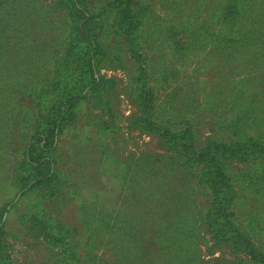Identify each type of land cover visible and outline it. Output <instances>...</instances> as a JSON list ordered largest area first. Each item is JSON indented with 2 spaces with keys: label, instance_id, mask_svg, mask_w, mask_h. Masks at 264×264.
Wrapping results in <instances>:
<instances>
[{
  "label": "rangeland",
  "instance_id": "1",
  "mask_svg": "<svg viewBox=\"0 0 264 264\" xmlns=\"http://www.w3.org/2000/svg\"><path fill=\"white\" fill-rule=\"evenodd\" d=\"M38 1L49 10L48 26L37 25L39 17L33 16L24 43L14 37L17 44L8 56L0 54V209L15 203L4 217L2 242L13 264H256L229 243H218L209 230L211 195L199 181L202 166L174 156L137 124L146 116L134 79L138 65L126 37L114 29L112 11L103 16L99 42L106 59L99 74L114 86L103 95H88L58 136L51 156L61 193L50 199L45 190L15 189L39 114L31 91L50 85L69 41L66 9L56 0ZM136 2L145 11L139 54L153 90L152 120L176 131L192 127L199 150L211 142L248 138L264 143V45L255 41L264 39V0H238L235 17L227 21L222 11L229 0ZM88 3L99 13L106 0ZM246 32L249 44L224 48L217 40ZM149 157L167 165L160 178L145 185L142 168ZM223 163L236 178L234 224L264 255V182L244 188L239 179L245 171H264V165ZM128 166L133 171L126 179ZM41 212L69 229L73 259L48 241L40 216L33 223Z\"/></svg>",
  "mask_w": 264,
  "mask_h": 264
},
{
  "label": "trees",
  "instance_id": "2",
  "mask_svg": "<svg viewBox=\"0 0 264 264\" xmlns=\"http://www.w3.org/2000/svg\"><path fill=\"white\" fill-rule=\"evenodd\" d=\"M56 1L66 9L70 23L67 33L69 41L66 45V56L64 63L60 66L57 63L55 78L50 85L40 89L39 93H33L35 89L31 91L39 114L35 120L31 142L16 170L15 189L24 194L45 190V195L50 199L61 193L59 171L55 159L51 156L56 150L58 136L75 120L78 108L88 95H101V93L103 95L114 86L112 80H107L106 77L99 74L100 64L106 59V53L99 42L104 28L103 16L112 11L116 26L114 29H116V33L121 31L124 34L132 57L138 65L139 75L134 79L138 84L137 94L146 116L137 121V124L144 131L158 136L166 149L174 156L202 166L199 171V181L211 195L205 219L217 242L229 243L235 252H245L256 264H264V255L253 246L250 238L234 224L231 205L237 196L234 189L236 178L228 172L223 163V159H233L244 165L251 163L250 168L260 164L263 166L264 143L254 138H248L247 141L244 139L228 144L211 142L199 150L192 127L187 126L185 129L176 131L171 127L158 125L152 120L153 90L146 80L145 59L139 54V34L144 23L145 11L136 0H106L105 7L99 13L91 12L88 0ZM229 3V6L222 11L225 21L233 19L237 12L235 8L238 0H229ZM46 13H49V10L43 8L38 0H0V54L6 53L8 56L12 50L11 47L17 44L14 37H17V41L23 44L32 17L38 16L36 24L44 25L47 22L44 16ZM47 24L44 26H48ZM7 34H9V38ZM212 34L214 33L212 32ZM217 38L223 43L224 48H232L241 44H249L250 42H247L251 39V33H244L242 38L234 36L229 39L222 36ZM255 41L257 44L264 45V39L263 42L257 39ZM179 42L175 40L174 43L179 44ZM2 43L5 44L2 45ZM1 62L2 57L0 56ZM30 62L34 64V58L30 59ZM166 165L164 160L155 161L149 157L144 161L142 168L145 173L142 183L146 185L155 182L160 178ZM130 169L129 166L125 169V178ZM247 173L250 175H245V171L244 177L239 176V179L245 183L244 188L246 185H251L252 182H264V171L260 173L247 171ZM131 180L132 178H130ZM14 205L15 203H10L0 209V264H13L5 253L2 233L5 228L4 217ZM41 213L32 217L33 223L40 216L41 223L47 226L44 229L48 230V241L54 246L64 247L73 259L76 255L69 242V229L53 219L50 214Z\"/></svg>",
  "mask_w": 264,
  "mask_h": 264
}]
</instances>
